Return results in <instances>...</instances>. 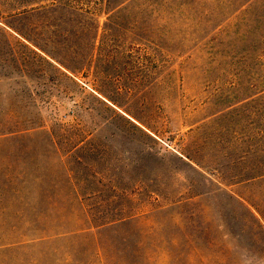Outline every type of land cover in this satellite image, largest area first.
I'll list each match as a JSON object with an SVG mask.
<instances>
[{
	"label": "rangeland",
	"instance_id": "1",
	"mask_svg": "<svg viewBox=\"0 0 264 264\" xmlns=\"http://www.w3.org/2000/svg\"><path fill=\"white\" fill-rule=\"evenodd\" d=\"M145 2L98 12L90 67L1 83L0 109L39 127L0 137V264H264V177L242 140L264 63L225 0ZM58 17L78 68L90 21Z\"/></svg>",
	"mask_w": 264,
	"mask_h": 264
},
{
	"label": "trees",
	"instance_id": "2",
	"mask_svg": "<svg viewBox=\"0 0 264 264\" xmlns=\"http://www.w3.org/2000/svg\"><path fill=\"white\" fill-rule=\"evenodd\" d=\"M93 1L94 7H90L91 0H0V86L1 83H9L8 90L10 91L7 94L16 92L13 84L19 78L48 77L45 67L59 71L55 67L58 64L71 73L90 67L92 60L89 59L95 50V40L99 29V23L95 19L98 12L116 16L131 9L146 11L152 5L151 2H145V0ZM142 6L145 7L142 8ZM224 6L226 9H222L219 15L222 16L225 27L236 24L241 28L240 44L247 53L254 56L257 63L262 65L264 63V31H262L264 0H225ZM256 7L263 16L258 14ZM69 11L78 13L82 18L90 21V26L86 28L90 34V37L86 39L88 46L84 47L85 50L80 53L84 61H81L78 68L67 64L64 61V55L58 52L59 50L61 52L64 42L61 38L64 32L62 17L50 19V16L54 14ZM37 19L41 21L36 22ZM56 19L59 23H56ZM55 37L59 38L56 40ZM64 75L67 77L66 73ZM260 92L257 93V100L262 101L264 100V89ZM250 98L252 97L249 96L244 100ZM256 115L259 123L250 130L245 127L242 140L248 149L246 154L257 158L253 178L260 179L264 177L263 103ZM37 127L39 125L35 121L23 118L22 114L16 113L13 109L6 111L0 109V137ZM184 156L189 160H194L188 154Z\"/></svg>",
	"mask_w": 264,
	"mask_h": 264
}]
</instances>
